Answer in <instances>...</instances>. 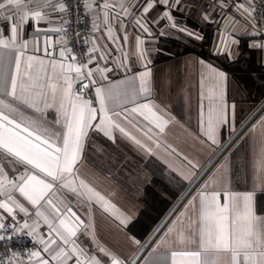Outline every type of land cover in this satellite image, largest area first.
<instances>
[{"label": "snow or ice", "instance_id": "snow-or-ice-1", "mask_svg": "<svg viewBox=\"0 0 264 264\" xmlns=\"http://www.w3.org/2000/svg\"><path fill=\"white\" fill-rule=\"evenodd\" d=\"M212 6L219 12L208 15L207 8L200 6L201 11L206 13L203 17L205 22L211 21L217 14L223 19L225 10L234 9L235 13H239V17L234 16V19H242L245 25L244 32L231 34L234 50L225 45L228 50L218 54L237 62L242 54L241 38L246 36L251 42L243 45L244 50L259 52L264 58V31H261L264 0H260L259 4L256 0H212ZM195 7L194 0H125L119 4L115 0H0V21H3L0 26V49L12 50L15 64L8 90L4 98H0V109H3L0 110V151L10 158L9 162L16 171L9 182L10 191L0 186V264H139L135 252L145 245L138 241H133L136 248L131 259L105 248L98 251L109 257L107 262L89 256L78 240V229L67 224L62 217L68 216L80 225L84 221L71 207L61 209L49 194L57 185L77 192L76 165L79 159L84 158L87 149V143L82 142V138L87 141L93 131L113 143L117 142L118 133L119 138L146 152L152 151L131 131L144 132L151 141V133L156 129L163 133L168 122L165 119L167 109L162 104H154L150 98L152 71L148 65L151 61H146L145 70L135 72L131 81L116 82L110 74L133 71L127 56L117 64L112 59L111 45H101L100 54L96 55L98 49L88 48L89 41L85 39L80 42L82 55L77 57L72 54L71 47L53 45L48 33L80 37L85 34L70 31L73 23H87L95 33L100 31L98 21H102L112 44L118 41L129 43L128 29L131 27L139 47L142 34L155 40V29L162 28L167 19L173 21L172 29H179L199 40L203 37L187 27H181L175 20L178 13ZM50 17L58 18V26L50 29L40 27V22ZM92 17L95 19H90ZM18 18L22 24L17 23ZM32 21L36 22L33 31L45 36L44 56L48 58L51 73L46 71L44 77L34 76L31 72L33 61L39 59L35 54L28 57L27 68L22 71L30 37L23 38L21 42V33L32 27ZM249 27L251 31H248ZM114 29L117 33H124L122 41L119 35L112 37ZM166 34L162 30L158 35L163 37ZM219 38L223 41L224 34L221 33ZM66 43L70 44L71 40ZM58 46L59 60L50 51V48ZM35 52H39L38 45ZM138 60L145 61V54L142 53ZM39 63L44 64V61L39 60ZM261 66L264 67V63ZM210 71L215 78L226 79V73L215 66H211ZM136 80L139 81L138 87ZM121 85H124L122 92L117 90ZM93 90L95 99L92 98ZM137 97L148 99L140 103ZM129 103L133 105L130 108L126 106ZM96 104L99 107H95ZM8 111L19 112L25 122L10 116ZM53 112L55 116L50 115ZM199 115L201 132L198 135L207 137L213 145L217 144V124L226 123L220 115V106H209L207 120L203 110ZM260 123L264 126V116L260 118ZM108 128H111V133ZM188 164L195 169L196 165L191 160ZM259 167L264 175V155H261ZM0 172L7 177L6 169H0ZM80 183L87 187L83 181ZM88 192L103 201L104 198L93 189L88 188ZM220 195L216 191L209 193L205 188L199 193L198 204L196 197L189 200L184 209H190L195 218L188 217L185 221L184 211L175 210L173 215L177 219L173 224L182 227L169 244L167 255L170 264H210L209 256L212 255L218 257L214 264H264V216H258V209L254 207V200L264 196V191L226 192L223 204L220 203ZM46 206H51L48 216L41 211ZM32 210H35L34 215ZM116 212L121 224L128 226L132 223L119 209ZM40 218H43L47 232L41 227ZM174 231V228L168 227L165 242H168V234ZM25 237L31 238L35 250L25 251L18 246L23 244ZM144 261L147 264L148 258L145 257Z\"/></svg>", "mask_w": 264, "mask_h": 264}, {"label": "crops", "instance_id": "crops-1", "mask_svg": "<svg viewBox=\"0 0 264 264\" xmlns=\"http://www.w3.org/2000/svg\"><path fill=\"white\" fill-rule=\"evenodd\" d=\"M115 2L119 4L124 3L125 0H115ZM194 3L196 4L194 9L182 14L178 13L175 20L181 27H187L189 31L201 36L199 26L214 22L203 20L205 14L200 6H204L206 0H194ZM229 12L238 17L239 13H235L234 9ZM121 15L123 16L124 13L121 12ZM239 20L241 22L224 16L223 19L215 22L219 23L214 34L212 48L215 54L228 50L225 45L229 48L234 47L231 44V34L239 35L245 31L243 20ZM17 23L22 24V21L18 18ZM98 23L100 31L93 33L91 30L89 45L90 48L98 49L96 55L100 54L101 45H111L113 61L118 64L124 56L131 60L133 71L127 74L123 71L112 73L110 74L112 80L131 81L134 73L144 71V63L151 61L148 65L152 71L150 98L154 104H162L167 109L165 119L168 122L163 133L158 129L151 133L153 136L151 141L144 132L131 129L137 138L151 147V152H146L133 143L119 138L118 133L117 142L113 143L93 131L87 141L82 138V142L87 143V149L84 158L79 159L76 165L75 187L77 192L73 193L70 189L57 185L49 195L61 209L66 210L71 207L80 216L84 221L83 225L68 216L62 218L67 224L78 229V240L88 251L89 256H96L105 262L109 260V257L100 253L99 248L108 249L110 252L129 259L132 258L136 248L133 241L137 240L128 231L129 225L121 224L116 218V209H119L132 222L140 211L144 208L149 209L154 214L151 217H156L158 222L148 233L146 240L139 242L145 247L140 248L135 255L139 259V264H145V257L148 258L147 264H170L167 255L169 244L178 236L182 227L180 224H173V221L177 219L173 215L176 209L184 211L185 221L188 217L195 218L190 209H184V205L188 204L193 197L197 198L196 203L198 204L199 193L205 188L209 193L213 191L221 193L219 197L221 204L224 203L226 192L243 194L264 191V183H262L264 175L261 174L259 167L261 155H264V136L256 145L254 136L247 131L239 140L236 139L234 144L232 136L240 124L239 117L245 113L244 108L248 110V114L252 115L254 104L244 101L239 86L230 82V78H215L210 71L213 65L198 58L195 54L171 55V53L181 52L183 46H189L192 41L198 40L189 37L187 33L180 32L179 29H172L173 21L165 19L162 28L155 29L157 33L155 40L142 34L139 47L136 44V33L131 27L128 29L129 43L124 44L118 41L112 44L108 39L107 28L104 27L102 21ZM2 25L3 21H0V26ZM35 25L36 22L32 21V27H28L26 33H21V42L23 38L30 37L28 51L24 54L25 65L22 71L27 68L28 57L35 54L39 59L33 61L34 66L31 72L34 76L44 77L46 71L51 73V69L48 67V58L44 56L45 36L37 35L33 31ZM54 26H58L57 17H50L40 22L42 28L50 29ZM162 30L167 34L160 37L158 34ZM248 31H251V28H248ZM101 33H103V38H101ZM221 33L225 37L223 41L219 38ZM48 35L52 37L53 45L68 47L66 43L68 39L63 33L49 31ZM111 35L113 38L119 35L122 41L124 33L122 31L117 33L114 29ZM37 45L39 46L38 53L35 52ZM60 46L50 48L58 60ZM142 53L145 54V61L138 60ZM159 55L166 57L170 55L171 57L162 62H155ZM0 58H3L0 60V98H4L10 85V75L15 70L14 52L0 49ZM39 60H43L44 64H40ZM136 86H139L138 80H136ZM123 89L124 85H121L117 90L122 92ZM92 98L95 99L94 90ZM137 99L140 103H144L148 98L137 97ZM217 104L220 106V115L226 123L217 124L216 140L218 143L213 145L207 137L201 138L198 135L201 132L199 114L203 110L204 119L207 120L209 106ZM124 106L121 105V107ZM126 106L130 108L133 105L129 103ZM233 106H235L234 115ZM95 107L99 105L96 104ZM7 114L15 116L22 123L25 122L19 112L8 111ZM50 115L55 116V113ZM120 119L121 122L126 123L122 118ZM108 131L111 133V128H108ZM240 142L241 145L238 146ZM9 160L10 158L0 151V169L7 170V177L0 172V186L10 191L9 182L16 175V171ZM189 160L196 165L195 169L188 164ZM210 167L213 168L206 176ZM193 176L195 179H192ZM81 181L87 187L82 186ZM88 188L99 193L104 198L103 201L89 193ZM254 207H256V199ZM34 211L32 210L33 215ZM41 211L48 216L51 206H46ZM257 215L264 216V213ZM40 225L47 232L43 218H40ZM168 227L174 228L175 231L168 234V242H165L164 237ZM84 232H87V235H83ZM153 249L156 251L153 252ZM217 259L215 255L209 256L210 264H214Z\"/></svg>", "mask_w": 264, "mask_h": 264}, {"label": "trees", "instance_id": "trees-1", "mask_svg": "<svg viewBox=\"0 0 264 264\" xmlns=\"http://www.w3.org/2000/svg\"><path fill=\"white\" fill-rule=\"evenodd\" d=\"M219 23H205L199 26L203 39L192 41L191 45L183 46L181 52L171 53L172 56L187 53L195 54L198 58L210 63L218 69L224 71L239 86L243 93L244 101L258 105L264 102V67L263 58L259 52L244 50L243 45L249 43L247 37L241 38V55L237 62L226 59L223 54L213 52L214 34ZM234 50V47H233ZM171 56H162L155 62H162ZM258 201V203H257ZM257 214L264 213V196L256 198ZM147 208L140 211L137 218L128 226L130 234L138 241L143 242L148 237V233L154 228L158 220Z\"/></svg>", "mask_w": 264, "mask_h": 264}, {"label": "built area", "instance_id": "built-area-1", "mask_svg": "<svg viewBox=\"0 0 264 264\" xmlns=\"http://www.w3.org/2000/svg\"><path fill=\"white\" fill-rule=\"evenodd\" d=\"M256 3L259 4L260 0H256ZM204 7L207 8V14L208 15H211L214 11L219 12L218 9H214L213 8L212 0H206V3L204 4ZM225 11H226V15L225 16H227V18H230L232 20L241 22L239 19H234V15L232 13H230L227 10H225ZM203 13L206 14L204 11H203ZM81 15H83V12L81 13ZM90 19H92V18H90ZM220 19H221V16L219 14H217V15L212 17L211 21L215 23V22H218ZM70 31L73 32V33L76 32V31H81V32H83L85 34V35H81L80 37H75V36L67 37L68 40L69 39L71 40V43L68 44V47L72 48V54H74L77 57H79V56L82 55V51H83L80 42H82L83 40L87 39L89 41V44H88L87 47L90 48L89 45H90V38H91V27L87 23H81L79 25H77L76 23H73L71 25ZM261 31H264V21H262ZM85 97H87V96H85ZM18 246L21 247L25 251H27V250H35V249H33V242L31 240V238H27V237L24 238L23 244L22 245H18Z\"/></svg>", "mask_w": 264, "mask_h": 264}, {"label": "rangeland", "instance_id": "rangeland-1", "mask_svg": "<svg viewBox=\"0 0 264 264\" xmlns=\"http://www.w3.org/2000/svg\"><path fill=\"white\" fill-rule=\"evenodd\" d=\"M241 2H245V0H241ZM238 17H239V14H238ZM230 48H233V47L231 46ZM263 62H264V58H263ZM226 77L228 79L230 78L227 74H226ZM229 80H231L230 82H233L234 84H236L232 78H230ZM240 92H242V91H240ZM249 108H250V106H249ZM262 108H264V102H262L261 104H258V105H254V112L252 115L248 114V110H246V108H244L245 113L240 115L239 120H238L240 124L238 126L236 133L232 136L234 144L247 131L249 134L252 133V135L254 136V138H255L254 144L257 145L261 141L260 139H262V136H264V126H262L260 123V118L262 116H264V112H261ZM240 145H241V142L239 143L238 146H240ZM240 148H242V147H240ZM240 151H241V149H240ZM212 168L213 167L208 168L206 176L211 172Z\"/></svg>", "mask_w": 264, "mask_h": 264}]
</instances>
